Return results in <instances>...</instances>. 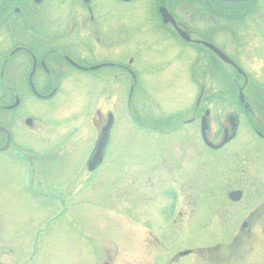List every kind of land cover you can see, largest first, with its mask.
Instances as JSON below:
<instances>
[{
    "label": "rangeland",
    "instance_id": "rangeland-1",
    "mask_svg": "<svg viewBox=\"0 0 264 264\" xmlns=\"http://www.w3.org/2000/svg\"><path fill=\"white\" fill-rule=\"evenodd\" d=\"M106 1V5L112 4ZM169 2L176 7L177 16L183 17V0ZM59 4L60 8L56 7ZM157 4L158 0H138L120 6L125 16L134 17L130 21L132 24L146 26L141 32H155L145 20L154 15ZM263 4L259 2L255 12L250 11L249 18L244 21L247 27H251L249 22H257L256 19L262 17ZM40 8L41 15L50 17L69 10L61 0H47ZM185 9L190 12L186 17L190 22L197 8L188 6ZM233 10L236 13L226 12L240 13L236 7ZM201 15L196 16L197 26L207 31L211 24ZM226 24L224 21L222 26ZM257 26L253 31L261 29L259 24ZM261 36L253 33L254 42H260L255 37ZM220 38L221 43L231 41L227 30H221ZM166 49L163 51L155 44L142 45L138 49L129 45V52L124 53V60L134 61L140 84L132 95V114L141 124L135 123L129 115L127 96L133 83L127 72L120 87L111 86L121 95L116 107L119 122L116 141L126 153L122 171L125 177L120 181L104 167L90 183H80V179L74 181L90 150L88 147L83 151L85 137L82 134L72 139L74 141L67 148L47 154L63 136L72 137L69 126H78L83 114L87 119L85 141L89 144L97 136L98 130L88 118V115L93 117L96 110L92 98L74 105L77 122L73 125L68 120L69 107L63 113H53L62 95L49 104L35 102L30 97L26 99L20 112L39 113L49 129L56 127L53 114L65 130L42 132L37 135L39 139L33 135L38 141L24 140L20 130L14 131L16 144L35 146V154L25 152L29 157L44 156L40 162L46 166L40 172L36 168L32 173L25 165H15L8 160L9 156L0 154V264H172L171 258L187 249L216 248L220 251H216L215 259L204 256L208 262L202 256L199 257L201 262L193 257L182 262L264 264V223L258 222L248 232H241L250 213L264 208V142L253 133L251 121L243 115L237 137L221 151L214 152L206 147L200 132L201 116L210 110L208 136L219 144L220 139L214 140L215 137L223 133L224 127H229L228 117L239 113L234 101L238 95L233 73L223 64H218L216 71L209 68L211 62L206 63V59L203 65H195L193 60L197 57L192 52L194 56L188 60L186 72L185 52L175 45ZM252 52L254 54V49ZM99 58L106 60L108 53ZM192 65L195 71L189 72ZM247 72L256 81L255 87H264L260 58L256 69L249 68ZM84 78L86 81L78 82V87H86L94 81ZM80 93L86 97L87 90ZM68 100L73 106L69 97ZM162 117L175 118L178 122L154 129L144 128L149 124L147 119L154 122ZM195 117L197 120L190 124ZM116 150H119L118 145ZM152 157L155 167H145L144 163ZM55 160H61L66 169L60 164L57 170ZM32 175H38L33 184L36 194L30 188ZM232 190L244 192L241 202L228 201L227 194ZM169 192L177 193L174 209L177 207L184 213L173 227L171 222L165 221L164 215V209L173 203L164 194ZM62 201L66 203L65 209Z\"/></svg>",
    "mask_w": 264,
    "mask_h": 264
},
{
    "label": "flooded vegetation",
    "instance_id": "flooded-vegetation-1",
    "mask_svg": "<svg viewBox=\"0 0 264 264\" xmlns=\"http://www.w3.org/2000/svg\"><path fill=\"white\" fill-rule=\"evenodd\" d=\"M46 1L42 0L38 4L35 0H33V3L31 0H0V127L9 132L11 145L15 144L20 147L15 143L14 131L17 129L21 131L24 140L28 136H37L48 130L62 132L64 129L59 125L61 121L53 114L51 115L56 127H50L49 129L45 126L43 117L39 113L28 114L25 110L20 112L28 97L35 102L49 104L62 95L54 106L53 113L55 114V111L63 113L62 111L69 107L71 112L68 120L72 125L77 122L74 116L76 114L74 105L92 98L96 103V111L93 113L94 115L92 114L93 117L88 115V118L93 121L96 131L98 130L97 136L106 126L108 116L111 113L114 114L111 143L105 153V159L97 171H89V153L84 166L77 171L80 173L74 181L77 179L89 181L92 179L93 174H97L103 167L110 169L112 177L116 173L118 178L123 179L125 177V174L122 173L123 169L121 170L123 160L119 159L122 157V153L120 150L111 149L116 136L114 132L118 127L116 107L119 104L121 95L118 91L114 92L111 86L116 84L117 88L120 87L123 84L125 72L132 81L133 76L137 77L134 70V61L130 60L126 63L124 53L129 52V45L138 49L142 45L155 44L163 51L167 50L166 47L175 45L177 49H182L185 52L183 61L186 72L188 60L193 58V54L197 57L193 60L195 65H203V61L206 59V63L211 62L208 67H213L216 71L220 61L204 45L205 43L222 49L245 72L246 77L238 75L236 70L233 69V73L237 74L233 79L234 87L236 89L244 87L246 102L251 103L252 108L258 111V117L262 120H260V123L254 122L256 128L253 133L264 142V90L255 87L254 81L251 80L250 74L247 72L249 68L256 69L258 58L261 60L264 71L263 0L259 1L263 4L262 17H258L257 22H249L251 27H247L244 21L249 18L251 12H255L258 2L249 6L248 13L252 10L249 14L244 11L238 15H231L226 10L236 13V10L233 9L235 7L237 9L239 4L227 6L218 0H183L182 4L184 3V5L182 6L184 7H181L184 8L181 10L183 17L179 18L176 14V7L171 6L172 1L168 5L167 0L166 3L163 0H158L157 8L153 10L154 15L145 20L147 21L145 23L151 25L152 31L155 32H141V30L147 29L146 26L139 23L134 24L135 22L132 24L130 21H133L134 17L124 15V8L120 4L130 5L138 2V0H110L111 5H106V0H90L88 2L83 0H68L65 2L61 0L64 7L69 10H64L62 15L52 17L40 13V7ZM116 3L117 5H115ZM162 5H166L169 12L176 19L177 26L184 30L189 38L181 37L173 24L163 22L159 14ZM60 6L59 4L56 7L60 8ZM188 6L197 8L196 12L191 14L190 22H187L186 19L187 15L190 14L185 9ZM220 7L223 10H220ZM105 9L107 10L104 11ZM200 13L204 17V21L209 25L211 24L207 31H202L197 26L196 16ZM224 21H227L226 26H222ZM194 22L195 26L193 25ZM253 23L259 24L262 29V31L260 29L257 32V34L262 35L261 38L255 37V39H260V42H254L253 33L256 32L253 31ZM242 24H244V28L240 31ZM221 30H227L231 38L230 43L220 42ZM153 39H156V42ZM190 52L193 54H190ZM105 53H108V58L106 60L100 59L99 57ZM205 56L208 57L205 58ZM192 71H195L194 65H192L191 71L189 70V72ZM191 75L194 77V73H191ZM74 77L77 78L74 79ZM84 77H89L94 81L86 87H78V82L86 81ZM83 89L87 90L86 97L80 93ZM68 97L72 100L73 106L70 104ZM109 105H111L110 109H108ZM196 117L192 120L193 123L197 120ZM28 120L31 122L28 123ZM138 120L134 115V122L141 124ZM86 122L87 119L83 114V121L78 126H74V128L69 126V131L72 132L71 140L63 143L59 148L60 150L67 148L74 141L72 139L78 138L81 134L85 137H83L85 142L82 144L83 151H86L88 147L91 149L95 146V144L91 145L85 141V135L87 134ZM138 129L141 130V128ZM8 136V134L0 131V149L6 145ZM16 149H13L15 154H17L19 148ZM57 162L59 167L61 164L66 169L61 160H57ZM155 164L156 161L152 164L144 163L145 167L151 168H154ZM120 173L122 174L119 175ZM183 215L184 213L180 209L174 220V225L177 223L178 217ZM247 222V232L257 226L258 222L263 224L264 208H258L251 212ZM190 251H192L191 254L185 257L173 256L171 258L172 264H184L182 261L191 257L197 258L201 262L199 259L201 256L202 259L208 262L209 259L204 256L215 259V253L216 251L219 252L220 248L208 249L207 251L192 249Z\"/></svg>",
    "mask_w": 264,
    "mask_h": 264
},
{
    "label": "water",
    "instance_id": "water-1",
    "mask_svg": "<svg viewBox=\"0 0 264 264\" xmlns=\"http://www.w3.org/2000/svg\"><path fill=\"white\" fill-rule=\"evenodd\" d=\"M222 1H226V2H248V1H253V0H222ZM161 15L164 19V21L166 23H173L175 24V20L173 19V17L171 16V14L168 12V10L165 8V7H162L161 10ZM180 34L185 37L186 39L188 38L186 36V34L182 31H180ZM210 48L213 50L214 53H216L220 59L224 62H227V63H230V64H233L234 63L224 54L222 53L220 50H218L217 48L213 47V46H210ZM243 101V98L241 99ZM209 113H207L208 115ZM230 123L232 125V130L235 132L233 134V136L229 137L228 136H225V140L220 144V145H213L209 140H208V137H207V134H206V131L208 129V125H207V122H206V118H204L203 120V126H202V134H203V138H204V141L206 142V144L213 148V149H220L222 148L226 143H228L230 140H232L235 136H236V131H237V126L235 124V121H234V117H230ZM109 128H107L105 130V132L103 133L100 141H99V144H98V147L96 149V152H95V156H94V164L92 166H95L96 164H98V162L100 161L101 159V155H102V152L107 144V141H108V137H109ZM93 168V167H92ZM243 197V193L241 191H235V192H231L229 194V198L232 200V201H240ZM246 225H244L245 227ZM184 254H188V253H184ZM183 254V255H184Z\"/></svg>",
    "mask_w": 264,
    "mask_h": 264
},
{
    "label": "trees",
    "instance_id": "trees-1",
    "mask_svg": "<svg viewBox=\"0 0 264 264\" xmlns=\"http://www.w3.org/2000/svg\"><path fill=\"white\" fill-rule=\"evenodd\" d=\"M251 5H252V3L239 4V5H237V10L240 13H243L244 11L248 13L249 6H251ZM245 6H247V7L245 8Z\"/></svg>",
    "mask_w": 264,
    "mask_h": 264
}]
</instances>
